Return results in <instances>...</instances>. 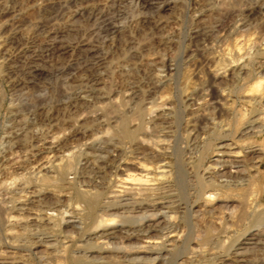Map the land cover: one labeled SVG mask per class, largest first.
<instances>
[{
  "label": "bare ground",
  "instance_id": "obj_1",
  "mask_svg": "<svg viewBox=\"0 0 264 264\" xmlns=\"http://www.w3.org/2000/svg\"><path fill=\"white\" fill-rule=\"evenodd\" d=\"M134 1L140 9L154 11L170 6L167 0ZM254 3L247 9L251 13ZM260 3L257 5L264 8ZM244 24L239 22L236 27L240 30ZM109 27L110 34L117 31L116 26ZM192 35L202 36L198 29ZM43 36L42 50L52 51L57 46V30ZM233 38L230 47H224L226 55L215 54V58L221 55L227 59L224 72L215 68L219 62L212 63L215 69L210 68L214 79H230V87L208 88L202 95L194 87L188 91L190 82H185L175 92L166 93L164 87L173 66L165 56H158L150 62L151 84L147 88L142 83L122 81L119 88L110 87L100 94L97 83L104 65L98 61L80 79L71 101H66L74 108L79 103L99 106L101 112L90 120L80 117L83 123L92 122V127L77 131L74 128L81 122L67 118L62 131L49 126L26 139L27 129L18 126L15 130L14 125V130H8L4 125L0 136V233L3 229L6 235L0 237V264H28L26 254L49 255L72 264H264V203L253 196L238 201L241 215L247 214L251 222L223 252L201 245L207 240L214 242L215 230L203 238L179 230L181 220L205 216L207 205L220 194L227 196L232 188L250 185L261 174L264 142L254 141L264 136V65L254 62L258 50L253 47L255 52H250L245 47L247 39ZM170 39L163 44L171 43ZM94 50L92 46L84 49L85 53ZM35 70L32 63L25 73L33 75ZM250 74L255 79L248 83ZM19 79L12 86L20 83ZM236 89L242 91V97H232ZM236 105L240 113L233 109ZM109 108H116L117 114L114 109L107 114ZM74 130L86 137L78 149L66 144V136ZM18 144L21 151L14 149ZM210 152L215 158L208 156ZM88 170L93 176H86ZM32 184L35 188L31 190L28 187ZM46 187L52 192L43 197L50 195L53 203L32 214L30 203L49 192ZM230 200H224L229 219L235 207ZM57 223L61 238L44 230ZM72 228L83 232L79 243L73 245L75 249H71ZM178 243L186 244V255L174 251Z\"/></svg>",
  "mask_w": 264,
  "mask_h": 264
},
{
  "label": "rangeland",
  "instance_id": "obj_2",
  "mask_svg": "<svg viewBox=\"0 0 264 264\" xmlns=\"http://www.w3.org/2000/svg\"><path fill=\"white\" fill-rule=\"evenodd\" d=\"M167 1L170 2L168 8L154 11L153 8L140 9L134 0H0V136L4 125L8 130H16L18 126H23L24 128L18 129H27L28 134L25 135L28 136L26 139H29L33 132L48 129L49 126L57 128L56 130L65 128L67 124L64 121L67 118L71 122L75 120L81 122L79 127L74 128H77V131L92 127V122L91 125L90 122H84V124L80 117H87L90 120V116L101 112L100 107L96 104L79 103L80 105L78 104L74 108L68 107L67 102L73 98L74 92L79 87L80 79H83L90 72V67L98 61H102L104 65L101 68L104 73L97 83V86L101 88L97 90L100 94L105 93L110 87L119 88L123 84L122 81L142 83L143 88H147L151 84L148 75L150 62L157 59L158 56H165L173 66L167 83L168 89L166 86L164 87L166 93L175 92L176 88H181L185 82L188 84L190 82L188 91L192 92L191 87H194L198 89L197 93L201 92L202 95L208 88L230 87V83L232 85L230 79L223 76L214 79L210 73H212L211 69L218 70L219 67L221 68L219 72H224V65L228 61L225 60V56L221 57V55L223 53L226 55L225 49L230 47L233 36L234 38L240 36L241 39L242 37L247 39H244L247 43H245V47L250 49V52H253L254 48L256 51L258 50V54L253 58L254 62L261 61L264 65V8L258 6L260 2L264 3V0ZM250 2L256 4H252L255 6L252 13L247 10ZM99 11L101 12L97 13ZM105 22H108V26L105 25ZM239 22L245 23L246 27L239 30L236 27ZM109 26H116L117 31L110 34ZM196 29L201 31V39L192 35ZM53 30L58 32L57 46L52 51L45 52L42 50L43 35ZM166 38L167 40L171 38V43L163 44L162 41H165ZM86 45L94 47L95 50L85 53ZM24 46L30 47L25 51L26 47ZM60 46L66 47L63 49ZM250 46L252 47L250 48ZM215 54H221L217 55L219 61L216 59L217 57L215 58ZM222 58L224 59L222 60ZM32 63L37 66V70L33 72V75L25 73ZM212 63L218 64H214V68ZM261 71L264 76V68ZM14 78H20L21 81L12 86ZM254 79L255 75L250 74L246 81L251 83ZM144 83H148L147 86ZM241 83L237 82L239 85ZM238 91L237 89L233 90L232 97L234 95L242 97V91ZM67 97H70V100ZM116 97L114 95L113 98ZM229 107L232 108V106ZM113 109L114 114H117L116 108H109L106 113H110ZM233 109L241 112L239 105ZM24 123L25 125H23ZM198 124L200 123L198 122ZM28 128L30 129L28 130ZM76 130L72 135L66 136V144L70 145L71 143V146L78 149L82 147L80 143L86 137ZM237 138L235 136V139ZM20 142L22 141L19 140L18 143ZM254 142H264V136L258 137ZM21 146L18 144L14 149L19 148L21 151ZM208 156H211L212 159L215 158L213 152L208 153ZM260 173L259 177L253 179L250 185L241 189L232 188L228 191L227 196L220 194L212 204L207 205L209 212L205 216L181 220L179 224L181 233L191 234L192 237L201 235L203 238L210 234V231L215 230L216 239H212L215 243L212 240L214 244L207 240L206 244L202 243L201 245L206 246V249L214 247L222 252L225 251L233 243V240L241 237L240 233L251 222L247 214L241 215V208L237 206L238 201L242 199L246 201L249 196H253L264 203V162L260 167ZM85 174L93 176V171L88 170ZM72 176L73 174H68V177ZM45 183L48 184V182ZM28 188L32 190L35 188L34 184ZM45 189L49 192L41 195V198L36 196L35 198H39V201L30 203L32 209L29 208L28 211L32 214L37 209L53 203V198L50 195L43 197L50 194L52 189L50 187ZM225 199H231L229 203L235 206L230 219L227 216L229 209L224 205ZM11 214L16 215L17 211H12ZM67 228L70 229V227ZM44 230L48 234L61 238L58 223L53 227L45 226ZM71 230L75 232L71 249H75L73 245L79 243L83 232H77L76 228ZM18 231L21 229L19 228ZM2 232L0 237L5 238V236L3 237L6 235L5 230L2 229ZM217 235L220 240H217ZM226 236L232 237L227 239ZM176 248L174 251L177 253L181 251L186 255L189 252L184 243L182 245L178 243ZM23 253L26 252L23 251ZM38 256L40 255H35V258L34 255L27 256L26 254L28 260L26 261L28 264L46 262L48 264H72V261L68 260L66 263L54 257H48L49 255H45V258Z\"/></svg>",
  "mask_w": 264,
  "mask_h": 264
}]
</instances>
